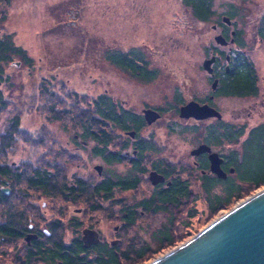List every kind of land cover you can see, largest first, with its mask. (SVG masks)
<instances>
[{
    "label": "rangeland",
    "instance_id": "374dc122",
    "mask_svg": "<svg viewBox=\"0 0 264 264\" xmlns=\"http://www.w3.org/2000/svg\"><path fill=\"white\" fill-rule=\"evenodd\" d=\"M211 3L210 19L201 21L182 0H0V38H10L23 51L0 62V141L10 144L4 149L0 146V163L14 162L25 174L11 184L10 202L15 213H20L24 204H36L43 214L40 224L59 221L58 235L65 240L72 234L81 236L82 229L99 230L107 242L120 239L117 245L129 255L120 264H145L189 239L264 186L242 183L241 196L212 213L191 150L203 142L207 125L215 120L209 117L198 121L179 115L181 105L190 100L201 103L211 94L210 75L202 67L204 59L214 56L209 52L223 51L230 58L231 44L227 40L225 46L217 43L214 36L218 32L212 27L228 13H232L234 27L240 32V50L251 61L259 86H264V45L257 33L261 19L264 23V0ZM112 51L140 56L144 67L155 71V76L146 80L113 63L107 58ZM99 94L140 117L145 108L160 109L156 120L146 121L139 129L151 146L144 151L146 157L139 171L134 172L127 160L105 164L92 152L99 145L97 141L82 136L86 124L90 123L95 131L100 129L90 120L91 101ZM254 100L213 98V106L222 114L221 121L244 129L238 141L212 145V151L220 157L229 149L240 153L248 131L263 120L261 101ZM17 118V129L11 131L13 139L2 138ZM108 131L114 137L108 149H118L115 137L119 143L121 130L112 127ZM125 143L130 155V144ZM153 163L169 171L173 166L175 172L171 173L188 183L191 195L179 206L170 205L157 213L136 206L134 224L123 226V209L154 192L149 180ZM96 165L102 166L101 174ZM223 166L221 161L225 177H218L210 169L209 172L220 179L234 175ZM36 168L46 170L57 182L84 178L96 183L106 175L117 178L131 171L138 174L139 182L136 188L114 191L113 202L101 201L91 191L87 192L90 196L68 200L60 191L53 190L48 195L30 187L24 178ZM7 209L0 205L1 222ZM76 221L81 225L75 226ZM163 226L170 228L175 239L172 245L155 237ZM4 238H0V264H39L23 261L25 241ZM142 245H147L148 250L141 258L134 251Z\"/></svg>",
    "mask_w": 264,
    "mask_h": 264
},
{
    "label": "trees",
    "instance_id": "16d2710c",
    "mask_svg": "<svg viewBox=\"0 0 264 264\" xmlns=\"http://www.w3.org/2000/svg\"><path fill=\"white\" fill-rule=\"evenodd\" d=\"M184 5L190 8L193 16L201 21L210 19L213 12L211 0H182ZM232 16V13H228ZM238 45L242 44L239 38H235ZM20 47L14 45L9 39L0 38V62L7 61L12 54H22ZM113 63L122 66L129 70L132 74H136L143 79H150L155 76V71L143 69L137 62H141L140 56L133 57L127 56L125 53L120 52H109L108 57ZM136 59V61H134ZM142 63V62H141ZM230 72L228 77L223 78V89L226 90V94H249L252 90H255V79L254 69L251 63L242 57L239 52L234 55L232 61L229 62ZM2 69L0 67V73ZM232 77V79H230ZM1 94H0V103ZM2 105V104H1ZM91 113L93 116L90 117L92 123H94L99 131H95L92 125L86 124L83 127L84 133L82 136L90 137L97 141L99 145H95L92 152L97 156H103L107 160L119 162L123 159V156L118 153L117 157L110 156L111 153L106 156L104 153L108 149V145L111 144L114 137L106 133V130L112 127H118L120 130H127L130 128L140 129L144 122L139 115H135L131 111L118 106L114 100L105 94H99L91 101ZM18 118L13 121L12 127L9 131L17 129ZM244 133L243 128H234L233 126H223L221 131L209 130L207 137V143L210 140L214 142V145H221L224 141L237 139ZM249 137L243 140L241 143V151L238 153L237 150H231L227 152L224 157L225 170H229V167H234V175L228 174L225 179H220L216 176H201V188L205 193L207 204L212 213L220 209L221 207L231 203L232 200L241 196V190L243 189L242 183L252 185L254 187L264 183V129L263 125L257 124L252 127L249 131ZM7 138L12 139V135L6 134ZM4 138V137H3ZM1 147L9 146L8 141H2ZM140 153H143L144 147H140ZM113 155V154H111ZM172 171H166L165 175L169 176L171 172H175L174 167L171 166ZM132 170L138 171L139 167L134 164ZM131 171L128 175L123 177H108L107 180L100 181L95 186V193L97 195L103 194L105 197H111L115 191L127 190L136 188L139 178L136 173ZM6 167L0 166V178L7 176ZM171 173V174H170ZM16 178H19V173L14 174ZM174 176V174H172ZM171 175V177H173ZM30 180L29 184L39 185L41 188L46 189V192H50L49 188V175L46 170H35L33 175L27 176ZM170 185L161 187L158 191L152 192L149 197L140 200L135 206H141L142 209L149 210L157 213L165 211L168 206H179L184 198H189L191 191L188 183L182 180L178 175L170 178ZM1 183V181H0ZM214 188V192L211 190ZM219 191V192H216ZM1 193V191H0ZM234 198V199H233ZM137 208L125 207L123 211L127 213L124 217L127 219L126 226H130L135 220L137 215ZM194 215V213H191ZM123 217V218H124ZM3 229V224H0ZM155 237L161 242L172 245L175 239L170 234V228L163 226L158 229L155 233ZM148 250L147 245L140 247L138 251H134L138 257H143ZM54 251V250H53ZM132 252V249L129 250ZM45 253H41V257L44 258ZM53 260L60 261V264H120L121 259H127L129 255L126 252L116 246L115 248H92L89 252H85V249L79 246L75 248L60 246L55 250Z\"/></svg>",
    "mask_w": 264,
    "mask_h": 264
},
{
    "label": "flooded vegetation",
    "instance_id": "af4514ba",
    "mask_svg": "<svg viewBox=\"0 0 264 264\" xmlns=\"http://www.w3.org/2000/svg\"><path fill=\"white\" fill-rule=\"evenodd\" d=\"M228 17H229L228 21H224L222 18H220L219 22H217V24H213L214 27L212 26L214 30L218 32L216 35L220 34L224 36V38H226L227 40V43L229 42V44H231L232 46L230 45L228 49L230 58L227 55H224L225 53H223V51L216 50V47H214V50H216V52L214 53L213 51L209 52V55L210 56L214 55V58H215L214 63L212 64L214 75L209 76V78H210L211 83L213 80L214 81L216 80L217 83L215 84L214 89H212V84L210 85L211 94L209 93L203 100H201L202 101L201 104L207 103L210 106L214 107V109L219 113V116L210 117V118H214L215 122L214 124L207 125L206 138H204L202 143L198 144V146L201 144H207L211 149L210 152H202L197 155H193V157H195L193 160L194 165L195 167L199 169L201 173L200 177L204 175L212 176L214 174V173L209 172V169H210L209 168L210 167L209 155L213 152L212 145H214V142L212 140H210V143H207V137L209 135V130L210 129L214 130L215 128L219 132L223 129V126L225 127L228 125L233 126L234 128L240 127V126L236 127V125L234 124L233 125L226 124L221 121L222 114L219 111V109L213 106V103H212L213 98L215 100L219 96L220 97H238V98L240 97V98H253L255 99L254 101H261L263 110L260 112V115L263 120L259 124L263 125V129H264V86H262V84H261V87L259 86V83H258L259 78L255 74V72H254L255 90H252L251 93L244 94V95L242 94H228L227 95L225 93L226 90L223 89L224 86H223L222 80L223 78L228 77V73L230 72L229 62L232 61V58L234 57V55H236L237 52H239V54H241L242 57H245L251 63V61L246 57V55L240 50L241 46L238 45L237 41H235V38H238L237 36L239 35L240 32L237 28L234 27V22L232 21V17L230 16ZM257 33L259 35L260 42L262 43V45H264V23H262V19L260 21V24L257 27ZM227 43L225 45H227ZM222 45L225 46L224 44ZM234 51H236V53H234ZM222 58H223L224 64H222ZM144 64H145L144 62L140 64V66L143 69L145 68ZM145 69L149 71V69L147 68ZM230 79H232V77H230ZM190 101H196V100H190ZM146 109L147 108L143 109V112ZM155 110H158L160 112V109H155ZM181 117L184 118V116H181ZM141 118L144 122L143 126H145L147 123H145L146 120H145L144 113L141 116ZM204 119H208V118H204ZM204 119H201V120H204ZM201 120H198V121H201ZM120 132L123 135H121L122 137L119 136L120 138L119 143H118V137H115L116 138L115 142L118 144V149L109 148L106 150L104 154L108 156L109 153L113 152L111 153L113 155L110 154V156L113 157L111 159H114L117 157L119 153L123 156V159L119 162H115V161L108 162L109 160H107L105 157L103 156H99V157L103 160V162H105V164H117V163H121L127 160L131 168H133L134 164H137L140 170V167L142 166L145 160V157H146L144 151L147 150L149 147H151L149 145V139L141 136L139 134L140 132L139 129H132V130L127 129V130H121ZM9 133L10 135H12V137L13 135H15V134H12V132L10 131H5V133H3L2 135V138L6 137L5 135ZM106 133H109L108 129L106 130ZM1 142L2 140L0 141V144ZM125 142L129 143L130 144L129 148L132 149V153H130V155L128 154V150H127L128 147L125 148L126 147ZM145 145L147 148L143 150V153H140L139 152L141 149L140 147H144ZM229 151H231V149L227 150V152ZM222 162H224V158ZM14 164H15L14 162L12 163V165H7L6 163L4 164L0 163V166L6 167L7 170H9V172L7 173V176H5V178L4 177L1 178L0 180L1 181L0 183V191H1L0 205L8 206L7 212L5 213L7 215H5L4 221L2 222L0 221V224H3V229L0 227V238H4V237L12 238V239L18 238V239H22L23 241H25V244H24L25 253H24V258H23L24 262L26 261L27 263H30L32 262V260H34L35 262L39 264H60V261L53 260L55 250L59 248L60 246L75 248L76 246H79V243H80L81 247L85 249V252H89V253L92 248H106L107 249V248H115L116 246H118L116 241L117 240L120 241V239H114L111 242H107L106 240L102 239V237L100 236L99 230H95L98 233V238H97L98 241L96 243H90V238L86 239V241L83 240V236H84L83 230L84 229L81 230V236H78V235L73 236V234L71 233L72 236H70L69 239L65 240L63 237L58 235V230H59V225H60L59 221H55V220L46 221V222L44 221L45 224L43 226L42 224H40L41 220L39 221V219L43 217V214L40 211V207L36 204L30 205L28 207L26 204H24L23 205L24 207L20 208L21 210L20 213L18 214L15 213L14 206H11V202H10L11 197H13V194H11V184L13 183L15 179H20L25 174H23L24 173L23 170L19 169V166L16 167V165ZM151 167L153 169H151L150 172L155 171L158 174H161L162 176H164L165 178L163 182H157V184L151 183L154 191L156 189H160L161 187H164L165 184L166 185L170 184L171 181L169 177L171 175L170 176L169 174L167 176L165 175L166 171H168L167 167L165 166L159 167L158 163H153ZM35 170H38V168L34 169L33 172H31V174H29L28 176L33 175ZM12 172L14 174L19 173V178H16L15 175H12ZM150 172H149V176H150ZM47 174L50 177L49 183L51 185L47 189H49L52 192L53 190H57L58 192L60 191V194L63 195L68 200H76L79 197L83 198L88 195L90 196V194L87 192L91 191L92 192L91 195L95 196V198H100L101 201L113 202V195L108 198V197L103 196V194L97 195L95 193L96 184L99 183L100 181L107 180L108 177H111L109 175H106L105 177L101 178L96 183H89V181L85 180L84 178H72V179H69L67 183H65L66 181L57 182L55 179L52 178V175L49 172H47ZM24 181L30 187L34 189H38L45 194L48 193L49 195L50 192H46L45 191L46 189L41 188L39 185L36 186L34 184H29L28 182H30V180L27 179L26 177L24 178ZM4 189H6V191H4ZM117 190L118 189H115V191ZM131 207L137 208L135 205H132ZM124 215H127V213L122 212V216L120 217L123 222V226L128 222L127 219L124 217ZM26 217H27V222L25 220ZM133 222L131 225L134 224ZM74 225L78 227L81 225V222L76 221ZM117 229L118 227L115 228V230ZM42 252L45 253L44 258L41 257Z\"/></svg>",
    "mask_w": 264,
    "mask_h": 264
},
{
    "label": "water",
    "instance_id": "95a60500",
    "mask_svg": "<svg viewBox=\"0 0 264 264\" xmlns=\"http://www.w3.org/2000/svg\"><path fill=\"white\" fill-rule=\"evenodd\" d=\"M222 19L229 20L228 17ZM214 39L217 43H226V39L220 34ZM214 59L212 56L202 62L203 68L210 74H213L211 65ZM216 83L217 81L213 80L212 89ZM144 116L145 120L151 123L159 114L152 109H146ZM180 116L199 120L219 116V113L208 104L189 101L180 107ZM210 150L208 145L201 144L194 148L191 154L197 155ZM209 159L210 171L218 177H225L226 173L220 167L222 157L212 152ZM95 169L101 173L102 166L96 165ZM150 180L152 183L162 182L164 176L152 171ZM83 234L84 241L89 238L90 243L98 241V233L95 230L84 229ZM148 264H264V186L258 192L237 202L230 210L212 220L189 239L153 258Z\"/></svg>",
    "mask_w": 264,
    "mask_h": 264
},
{
    "label": "bare ground",
    "instance_id": "6f19581e",
    "mask_svg": "<svg viewBox=\"0 0 264 264\" xmlns=\"http://www.w3.org/2000/svg\"><path fill=\"white\" fill-rule=\"evenodd\" d=\"M212 84V83H211ZM209 118V117H208ZM244 140V139H243ZM242 140V141H243ZM242 143V142H241ZM232 150H235V149H232ZM262 188H259V189H257L255 192H258L259 190H261ZM223 213H225V212H223ZM119 247V246H118ZM159 256H161V255H159ZM153 260V259H152ZM152 260H150V261H148V262H146L145 264H148V263H150Z\"/></svg>",
    "mask_w": 264,
    "mask_h": 264
}]
</instances>
